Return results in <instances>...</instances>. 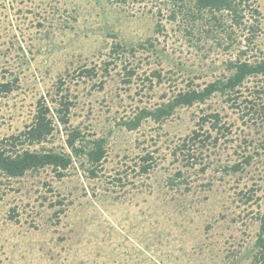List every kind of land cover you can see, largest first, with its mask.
I'll return each instance as SVG.
<instances>
[{
    "label": "rangeland",
    "instance_id": "1",
    "mask_svg": "<svg viewBox=\"0 0 264 264\" xmlns=\"http://www.w3.org/2000/svg\"><path fill=\"white\" fill-rule=\"evenodd\" d=\"M123 1L0 0V83L10 87L0 93V140L30 123L39 100L53 107L55 93L72 101L68 128L105 139L94 172L81 159L59 176L48 166L0 173V264H254L264 215L257 79L236 100L214 92L162 121L121 123L226 77L250 25L249 54L264 53V0L245 6L240 25L196 0ZM212 113L217 124L199 130L208 140L190 146ZM65 137L57 125L30 148L67 151Z\"/></svg>",
    "mask_w": 264,
    "mask_h": 264
},
{
    "label": "trees",
    "instance_id": "2",
    "mask_svg": "<svg viewBox=\"0 0 264 264\" xmlns=\"http://www.w3.org/2000/svg\"><path fill=\"white\" fill-rule=\"evenodd\" d=\"M125 1L126 0L123 2ZM254 1L255 0H196V4L197 7L208 8L209 12L224 10L231 16V24L240 25L243 16L242 11L245 10L246 5L250 6L254 4ZM251 12V16H253V13L255 15L259 14L256 7L251 9ZM247 30L248 35H245L247 44L243 45V48L240 49L241 54H243V59L240 55L234 61L228 62L230 72L226 77H218L207 83L204 87L198 89L188 85L186 89L178 91L171 99L162 102L156 107L141 108L134 116L123 120L121 124L127 129H134L143 119L148 117L154 121H162L169 117L178 107L190 106L196 102H204L214 92L227 94V98L230 101L233 99L236 100V97L230 96L235 94L238 91L237 88L242 83L244 84L248 78H255L257 80L258 78L262 79V84H259V81L256 80L253 85V93L256 94V96H264V53L253 56L249 54L250 51L248 48L251 50L250 45L253 42L257 27L250 25ZM82 72H87V70ZM154 74H157L156 76L159 77V73L154 72ZM9 90L10 87L8 82L0 83V93ZM50 100L53 103V107L42 99L39 100L30 123L19 133L9 135V137L0 140L1 174L6 177H18L25 174L28 170H36L48 166L52 167L59 176L63 171L73 165L74 162L78 161L81 164V159H85L92 167L90 171L94 172L93 168L97 169L101 160L104 159V138L95 137L87 139L78 128H68L70 103H72V101L67 98V95L55 93ZM247 108L252 109L251 106ZM259 108H261L264 114V105H261ZM210 120H213L212 126H215L218 120L217 114L212 113L201 116V124H199L198 128L193 129L190 136H188L190 146L199 138L200 128ZM57 125H61L65 129L66 137L64 139V146H66L67 151L65 149H44L43 146L38 149L30 148L32 145L41 144L47 140ZM208 137L209 134L198 139L201 141V146H203L205 140H208ZM181 146H186V144L183 143ZM190 146L185 148H190ZM248 161L249 157L246 159V162ZM235 166L239 167L238 164H235L232 168ZM141 169H143L142 172H145L148 168L143 165ZM259 223L260 231L254 246L256 250L254 253L252 252L253 257L251 259L254 264H264V215L260 217Z\"/></svg>",
    "mask_w": 264,
    "mask_h": 264
}]
</instances>
